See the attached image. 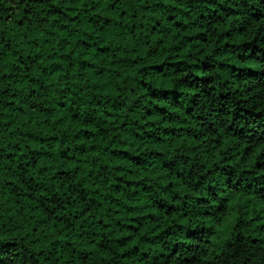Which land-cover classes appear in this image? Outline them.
<instances>
[{
    "label": "trees",
    "instance_id": "16d2710c",
    "mask_svg": "<svg viewBox=\"0 0 264 264\" xmlns=\"http://www.w3.org/2000/svg\"><path fill=\"white\" fill-rule=\"evenodd\" d=\"M0 264H264V0H0Z\"/></svg>",
    "mask_w": 264,
    "mask_h": 264
}]
</instances>
